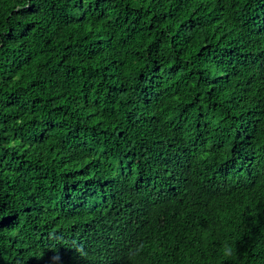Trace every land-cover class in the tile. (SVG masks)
Segmentation results:
<instances>
[{"label":"trees","instance_id":"1","mask_svg":"<svg viewBox=\"0 0 264 264\" xmlns=\"http://www.w3.org/2000/svg\"><path fill=\"white\" fill-rule=\"evenodd\" d=\"M0 264H264V0H0Z\"/></svg>","mask_w":264,"mask_h":264},{"label":"clouds","instance_id":"2","mask_svg":"<svg viewBox=\"0 0 264 264\" xmlns=\"http://www.w3.org/2000/svg\"><path fill=\"white\" fill-rule=\"evenodd\" d=\"M231 253L229 252L228 255H230Z\"/></svg>","mask_w":264,"mask_h":264}]
</instances>
